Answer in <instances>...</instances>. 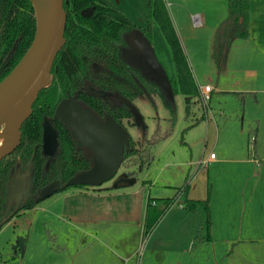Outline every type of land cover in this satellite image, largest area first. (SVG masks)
<instances>
[{
  "label": "rangeland",
  "instance_id": "rangeland-1",
  "mask_svg": "<svg viewBox=\"0 0 264 264\" xmlns=\"http://www.w3.org/2000/svg\"><path fill=\"white\" fill-rule=\"evenodd\" d=\"M109 1L123 11L136 26H145L147 0ZM164 1L182 50L191 60L190 71L195 82L199 86L207 84L214 89L210 100L207 101L208 105L204 104L199 92V100L197 97L190 99V116L185 120L186 98L177 93L174 96L176 118L174 125L170 127L169 112L161 101L154 98L152 103L145 95L140 96L135 104L146 128H133V132L131 131L133 137L141 138L145 135V139H148L158 120L161 133L167 131V134L155 144L152 149L153 159L147 167L137 172L136 182L129 187V190H125V194L118 193L122 192L120 188L118 192H114L118 194L112 193L110 196L101 193L103 196L99 199L95 196L97 192L93 191L94 188L72 186L55 193L30 210L21 211L0 229V264H92L87 258L88 248L94 249L95 246H91L90 237L86 233L93 231L88 224H94L93 221H100L102 218L110 223L114 221L125 224L124 230L116 228L112 231L114 234L108 236L112 247L109 251L103 250V260L110 264H123L124 258L129 260L124 264H163V259L170 256L168 249H175L176 252L183 249L184 240H179L180 237L172 238L181 230L171 234L166 240L159 236L150 239V232L144 233L143 212L147 199H153L161 205L164 200H168L183 187L185 177L193 180L191 188L194 192L189 194V198L206 199L207 194L209 195L207 182L210 186L213 183V196H215L214 204L213 196L211 201L214 207L213 221L218 206L224 199H229V193L224 198L225 190L231 191L237 184L231 175L238 164L228 165L227 168L220 170V173L212 171L210 166L201 168L196 173V166L189 167L187 163L207 156L212 148L218 158L220 152H226L225 149L232 156H246L247 153L249 154V146H254L250 141L256 136V145H260L264 153V92H258L260 105L255 104L251 98H247L245 104H242L239 98L232 94L234 91L242 94L254 88L264 89V61L251 52L244 53L242 48L245 44L240 40L231 42L233 44L231 49L227 50L229 54L225 56L219 74L212 59L216 30L219 22L227 15L226 1ZM196 14L201 21L199 27H195L192 21V17ZM152 44L168 77L174 79V68L168 47L155 26ZM248 67L251 68L250 70L257 69L256 77L246 75L245 70ZM203 113L207 114V119L202 118ZM256 127L258 131L254 134ZM217 140L218 144L215 145ZM141 143L139 145H143V141ZM250 166L249 172L257 167L256 164ZM121 171L122 168L119 169L118 174L127 172ZM225 177H227L226 181L220 185ZM111 186L112 182H106L99 187H110L111 190ZM256 197L257 202L262 203V206L257 211L254 199L251 207L255 219L264 216V191L262 195ZM181 204L183 205L181 201L180 204L175 203L164 211L158 222L163 221V224L168 221L178 222L179 217L184 215L179 207ZM96 207L103 208V212L101 213ZM105 208L110 211L108 215ZM93 210L98 211L97 218L94 217L96 212ZM200 215L205 223L206 217L202 210L199 212V217L189 216L185 223H189L190 219L197 223L198 219H201ZM101 228L93 232L100 235ZM205 235L204 228L190 247L194 249L200 247L199 238ZM252 235L258 241L251 245L242 244L233 248L229 244H210L206 248L208 254L204 258V263L264 264V224H254ZM85 242L89 243L88 248L83 247ZM123 242L124 246L121 244ZM92 251L95 252V249ZM99 255L101 259V252ZM118 256L123 259H116L115 257Z\"/></svg>",
  "mask_w": 264,
  "mask_h": 264
},
{
  "label": "trees",
  "instance_id": "trees-1",
  "mask_svg": "<svg viewBox=\"0 0 264 264\" xmlns=\"http://www.w3.org/2000/svg\"><path fill=\"white\" fill-rule=\"evenodd\" d=\"M226 2L227 15L219 23L213 47V59L218 74L222 70L230 41L233 39L244 40L248 37L249 0H226ZM63 8L66 13L65 44L58 52L52 65L51 73L54 80L51 85L38 93L32 106L33 113L21 126L20 132H23L24 140L31 138L34 127L39 126L41 116L52 112L54 107L53 92H55L57 84H60L64 89H74L80 79L88 80L90 76L93 79L97 77L95 82L99 85L106 84L105 81L108 84H116V77L126 73L123 71L122 74H119L121 65L118 53L119 48L123 45V34L133 29L134 24L123 11L109 0H64ZM145 14L146 27L142 29L144 34L151 39L155 26L168 47L174 68V79L171 80L172 92L174 96L177 93L185 96L184 114L185 120H187L190 116V99L192 97L200 99L199 88L188 66L165 1L148 0ZM34 32L35 17L29 0H0V81L24 55L33 39ZM93 63L99 64L102 71L94 73ZM111 73L113 75H110ZM153 87L168 109L169 123L172 127L176 118L175 103L167 100L158 86L154 85ZM232 94L244 104V94L235 92ZM158 134L159 128L155 135L158 136ZM158 141L159 138L151 140L139 150L132 149L130 146L124 149L122 162L125 166L134 167L131 176L137 178V172L147 167L153 159L152 149ZM20 147H22V143L17 149ZM127 158H130L131 163ZM83 164V161L77 158L74 170L77 172V169L81 168ZM5 181L6 174L4 175L0 171V213H2L1 209L4 204ZM181 189L184 194L187 183L177 192ZM174 198L175 196L170 200H164L159 207H156L155 200H147L143 225L145 234L154 228ZM152 201L155 202L154 205L151 204ZM184 202L187 212H194L199 207L203 208L206 212V224L209 227L208 198L202 201L185 199ZM30 208L32 205L22 209Z\"/></svg>",
  "mask_w": 264,
  "mask_h": 264
},
{
  "label": "water",
  "instance_id": "water-1",
  "mask_svg": "<svg viewBox=\"0 0 264 264\" xmlns=\"http://www.w3.org/2000/svg\"><path fill=\"white\" fill-rule=\"evenodd\" d=\"M35 17L33 39L24 55L14 68L0 81V161L9 156L20 144L21 126L32 113L33 103L38 93L48 87L52 80V65L55 57L65 44L64 31L66 13L64 0H29ZM67 3V1H65ZM127 49L124 60L137 68L148 80L156 83L174 101L170 79L158 60L149 40L139 29H133L124 36ZM92 94L106 97L102 91L90 89ZM122 100V99H120ZM123 102L127 103L125 100ZM137 127L146 125L140 113L133 111ZM58 118L69 129L78 149L88 151L92 156L90 169L72 176L65 187L79 185L98 188L103 183L112 182V189L133 185L137 178L117 172L122 163L124 149L128 147V133L110 117L104 121L94 113L75 102L73 98L63 100L56 107L53 119ZM44 143L54 137L51 121H45ZM12 174L7 189V203L15 189ZM59 191V186L45 193L36 201H41ZM18 210L8 216V219ZM5 221H3L4 223Z\"/></svg>",
  "mask_w": 264,
  "mask_h": 264
},
{
  "label": "flooded vegetation",
  "instance_id": "flooded-vegetation-1",
  "mask_svg": "<svg viewBox=\"0 0 264 264\" xmlns=\"http://www.w3.org/2000/svg\"><path fill=\"white\" fill-rule=\"evenodd\" d=\"M145 27L146 22L144 27H138L134 24L133 29H139L153 47L152 38L149 39L142 31V29ZM130 31L123 34V45L119 48L118 53L120 60L119 64L121 65L119 74H122L123 71L126 73H123L122 76L120 75V77H116V84H108V82L105 81L106 84L99 85L95 82L97 77L93 79L92 76H90L88 80L80 79L78 81V85L74 89H64L60 84H57L55 86V92H53L54 107L52 112L41 116L39 126L37 128L34 127L32 135L30 136L31 138H25L24 140V134L22 132L20 140L22 147L17 149L19 147L18 146L9 156L0 161V171L4 175L6 174L4 204L3 208L1 209L2 213H0V225H2L1 228L7 221L12 219L21 211L28 210L22 209L23 207L32 205V208H34L55 193L68 189L69 187L65 188V183L72 176L78 172L86 171L91 167L92 156L88 155L87 150L77 148V144L71 136L69 129L62 123L60 119H53L55 109L61 101L73 98L75 102H78L83 107L90 109L94 113L95 117L101 121H104L106 117H110L115 123L119 124L128 133V147L130 146L135 150L145 147L151 140L158 138L160 140V138L167 134V131L161 133L159 120L156 123L153 133L148 139H145V135L141 138H135L133 137V133H131V131L133 132V128H140L136 126L132 113L133 111H138L135 102L140 96L145 95L152 103H154V98H158L162 104L163 102L153 87L154 85H158L152 81H148L137 68L128 64L123 58V52L128 47L124 40V36ZM92 67L94 73L102 71V68L99 64L93 63ZM110 75H113V73ZM171 80L172 79H170V83ZM90 89L102 91L106 94V97L102 98L100 96L94 95ZM162 92L164 93L165 98L168 100V96L163 90ZM123 100H125L127 103L123 102ZM163 106L165 107L164 104ZM165 108L167 109V107ZM48 120L51 121V126L54 130V137H51L49 140V143H51L50 145H46L44 143L43 124ZM34 125L36 124L34 123ZM158 128L159 134L157 136L155 133ZM142 141L143 145H139ZM27 157L28 159L26 160ZM77 158L82 160L84 164L81 168L77 169L78 171L76 172L74 169H76L75 164ZM129 159L130 158H127L128 162L131 163ZM120 168H122L123 172L126 170V174L129 176H131L130 174H132L134 170V167H129L128 165L125 166V164L123 165V162L121 163L119 169ZM11 174L16 184L12 196H10V204L8 205L7 189ZM117 175H119L118 172ZM56 186H59V191L51 194L49 197L41 201H36L39 197L43 196L45 193H49ZM16 205H18V210L13 214L12 217L8 219V216L15 210ZM3 221L5 222L3 223Z\"/></svg>",
  "mask_w": 264,
  "mask_h": 264
},
{
  "label": "crops",
  "instance_id": "crops-1",
  "mask_svg": "<svg viewBox=\"0 0 264 264\" xmlns=\"http://www.w3.org/2000/svg\"><path fill=\"white\" fill-rule=\"evenodd\" d=\"M226 1V0H225ZM227 3V2H226ZM198 17V25L194 24L195 27L201 26V21L199 20V15L196 14ZM226 17V16H225ZM224 17V18H225ZM222 18V20L224 19ZM221 20V21H222ZM193 21V18H192ZM220 21V22H221ZM219 22V23H220ZM179 39V37H178ZM240 40V39H233L230 41L228 50L231 48V42ZM244 42L245 46L242 48V51L244 53H252L255 54L260 60L264 61V0H249V21H248V37L244 40H240ZM181 43V42H180ZM214 47V46H213ZM230 48V49H229ZM229 51L227 52L226 56H228ZM212 59H213V48H212ZM186 60L188 63V66L190 68L191 60H189V57L186 56ZM214 60V59H213ZM251 68L248 67L246 71V75L249 77H256L258 74V71L256 68ZM197 84V83H196ZM207 85V84H206ZM199 86V85H198ZM214 90V89H213ZM249 92H244V104L247 98H251L255 104L260 105L261 104V99L259 98L258 92H264V89H252L248 90ZM235 92V91H234ZM213 93V91H212ZM211 93V94H212ZM238 93V92H235ZM224 115V114H223ZM221 116V114H219ZM202 117L204 119H207L208 116L207 114L203 113ZM255 131H258V127L254 130V134L256 133ZM256 140L257 136L254 138V140L250 141L251 144L254 146H249V154L247 153L246 156H232L228 151L225 149L226 152H220V156L218 158V155L215 154L214 149L212 148L207 156L202 157L201 159L192 162L190 160L187 165L189 167H192L195 165V171L196 173L201 169V168H207L210 166L212 168V171H218L220 173V170L223 168H227L229 165H237L232 171L231 178L237 182L235 185V188L231 191H226L224 193V198L226 194L229 193V199H224V201L218 206L216 213L214 214V220L212 221V207L211 201H212V196H213V183L211 186L207 182V188L209 191V195L207 194V198L209 201V220H210V215H211V220H210V225L209 227L202 220V215L201 219H198V222L195 223L193 222V219H190L191 221L189 223H185V220L189 216H196L199 217V212L202 210L205 214L206 217V212L203 208L199 207L197 208L194 212H187L186 206H185V199L187 200H206V199H191L189 198V194L194 192V189L191 188V182L193 181L190 178L185 177L184 183H187V189L179 197V200L183 203L181 209L183 210V216L181 215L179 217V221L170 223L169 221L167 223L163 224V221L158 222L154 228L150 231V239L155 237H160L161 239H165L171 235V234H176L181 230L176 236H173L172 238H177L180 237L179 240H184L183 244V249L178 250L177 252L175 249L169 250L168 249V257L163 259V264H205L204 258L207 256L208 252L206 248H208L213 244H224V245H230L233 248L237 246H241L242 244L248 245V244H253L254 242L258 241L257 238H254L252 235V229L254 227V224L256 223H263L264 224V216L262 217H257L256 219L254 218L253 211H252V203L254 199L256 200V205L257 208L256 210L259 211L261 209L262 203H258V196L259 194L262 195V192L264 191V153L260 145H256ZM218 144V140L216 141L215 145ZM214 145V146H215ZM251 148V149H250ZM214 151V152H213ZM254 152V154H252ZM214 153L215 158L210 160L208 159L209 154ZM240 157V158H239ZM201 160H207V163L202 166L199 165V162ZM250 164H256L257 167L250 172L248 171L249 168L251 167ZM249 167H248V166ZM240 171V173H238ZM255 171V173H254ZM215 177V175H214ZM227 177L222 179V182L220 185L223 184L224 181H226ZM129 187H124L121 188L122 192H118L119 189H113L115 191L110 190L108 187L106 188H97L93 189L94 192H97L95 196L97 198H101V193H106L107 195H110L114 192L122 193L125 194L127 190H129ZM96 190V191H95ZM126 190V191H125ZM114 193V194H118ZM177 192L168 200L172 199L174 196H176ZM148 200V199H147ZM215 196H213V204H214ZM159 203H156V207H159ZM147 206V203H146ZM250 206V207H249ZM99 211L101 213L103 212V208H99ZM107 215L109 214V209L105 208ZM96 212L94 215L95 218L98 211L93 210ZM105 213V212H104ZM144 218L146 215V207L145 211L143 212ZM94 224H88V226L91 227L93 231H96L95 229L101 228V234H97L96 232H91L86 233L90 237V243H92L91 246L95 249V252H93L91 247L88 248L89 243L85 242L83 247L89 249V256L87 257L92 264H104L103 260V255L102 252L103 250L109 251L112 247L111 240L108 238L110 234H114L112 231L116 230V228H120L124 230V222H114L110 223L108 220L103 219L100 221H93ZM140 223V221H139ZM205 224V225H204ZM206 229V235L201 236L199 239H201L200 244L201 246L197 247L194 249V247H190V245H193L195 243V240L199 237V232H203L204 228ZM158 230V231H157ZM160 232V233H159ZM158 234V235H157ZM198 235V236H197ZM171 241V240H170ZM189 243V245H188ZM122 246H124V242L121 243ZM187 245V248L185 249V246ZM121 246V245H120ZM59 248H57L58 250ZM99 252H101V259ZM135 251H133L134 254ZM176 252V253H174ZM233 253V250L231 254ZM230 254V255H231ZM116 259L119 260V258L122 260L120 256L115 257ZM106 264L107 261H105ZM129 260L124 258V261L122 260V263H128Z\"/></svg>",
  "mask_w": 264,
  "mask_h": 264
},
{
  "label": "built area",
  "instance_id": "built-area-1",
  "mask_svg": "<svg viewBox=\"0 0 264 264\" xmlns=\"http://www.w3.org/2000/svg\"><path fill=\"white\" fill-rule=\"evenodd\" d=\"M192 18H193V22H194V24L198 25V23H199V21H198V17L195 15V16H193ZM198 88H199V92H200V94H201V98H202L204 104L208 105V104H207V101H209L210 98H211L210 94H211V92L213 91V88H212L210 85L198 86ZM252 140H254V137L252 138ZM252 140H251V141H252ZM214 158H215V154H214V153H210L208 159L212 160V159H214ZM206 163H207V160H204V161L201 160V161L199 162V165L202 164V166H203V165H205ZM182 194H183V189H181L179 192H177V194H176L174 200H173L172 203L169 205L168 209H169L173 204H175V203L180 204L179 197H180ZM151 204L154 205L155 202L152 201ZM179 207H182V204L179 205Z\"/></svg>",
  "mask_w": 264,
  "mask_h": 264
}]
</instances>
